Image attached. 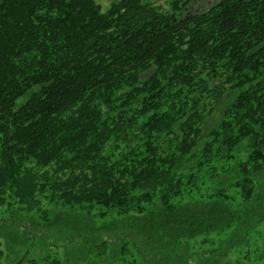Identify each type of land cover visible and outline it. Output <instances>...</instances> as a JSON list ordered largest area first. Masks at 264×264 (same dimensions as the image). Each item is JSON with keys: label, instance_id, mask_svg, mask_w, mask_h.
Instances as JSON below:
<instances>
[{"label": "trees", "instance_id": "16d2710c", "mask_svg": "<svg viewBox=\"0 0 264 264\" xmlns=\"http://www.w3.org/2000/svg\"><path fill=\"white\" fill-rule=\"evenodd\" d=\"M190 2L176 0L173 15L154 0H114L107 11L96 0H0V207L15 199L46 214V194L145 214L123 234L150 250L236 221L241 238L264 221V0L186 15ZM218 77L229 103L207 127L203 96L226 102L209 83ZM238 151L246 159L220 173ZM208 174L214 203L178 210L175 199ZM230 184L252 201L239 218ZM157 197L162 207L150 210Z\"/></svg>", "mask_w": 264, "mask_h": 264}, {"label": "rangeland", "instance_id": "374dc122", "mask_svg": "<svg viewBox=\"0 0 264 264\" xmlns=\"http://www.w3.org/2000/svg\"><path fill=\"white\" fill-rule=\"evenodd\" d=\"M96 1L103 11H107L114 2ZM175 1L154 0V3L174 15ZM217 1L191 0L184 10L185 14L205 11ZM149 75L146 73L144 78ZM220 79L213 78L209 83L211 88H224L222 99L227 95L226 102L221 99L222 105H219L214 96H203L204 105L201 107H206L204 114L208 120L207 127H212L224 118L225 106L229 103L231 89L226 83L221 87ZM210 108L213 109L211 113L208 112ZM246 156V152L238 151L236 158L227 164L220 161L218 171L222 173V170L237 169V162L246 159ZM260 176L261 182L257 186L264 196V173H260ZM209 178V174L206 175L198 188L190 192L188 190L183 197L175 199L178 210L214 203V200L208 199V195L215 191L216 184ZM224 189L231 196L226 204L235 211L236 218L243 215V210L251 209L252 201H246L239 189L231 184L224 186ZM39 199L46 214L37 210H24L15 199H10L12 205L0 207V224L6 223L5 227L0 228V247L3 250L1 264H15L21 260L24 264H264V221L247 235L245 230H240L238 236L241 238L233 236L238 226L236 221L227 230L196 238L181 237L174 243L168 242V247L159 244L156 245L157 249L150 250L146 244L135 245L127 238L128 233L123 234L124 231L136 229L134 227L139 223L138 219L144 218L145 214L119 215L101 206H94L91 210L69 207L52 202L46 194L39 195ZM218 203L223 204L225 201ZM161 207L162 202L157 197L155 205H150L149 209Z\"/></svg>", "mask_w": 264, "mask_h": 264}]
</instances>
